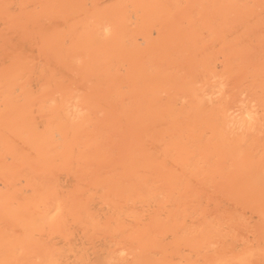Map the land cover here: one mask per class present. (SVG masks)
<instances>
[{"label": "bare ground", "instance_id": "1", "mask_svg": "<svg viewBox=\"0 0 264 264\" xmlns=\"http://www.w3.org/2000/svg\"><path fill=\"white\" fill-rule=\"evenodd\" d=\"M0 264H264V0H0Z\"/></svg>", "mask_w": 264, "mask_h": 264}]
</instances>
